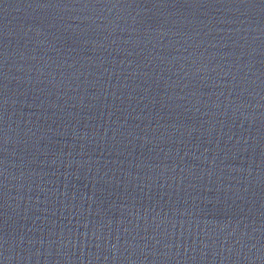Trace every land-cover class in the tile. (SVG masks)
Wrapping results in <instances>:
<instances>
[{"label":"water","instance_id":"95a60500","mask_svg":"<svg viewBox=\"0 0 264 264\" xmlns=\"http://www.w3.org/2000/svg\"><path fill=\"white\" fill-rule=\"evenodd\" d=\"M0 264H264L262 0H0Z\"/></svg>","mask_w":264,"mask_h":264},{"label":"snow or ice","instance_id":"6c2138e0","mask_svg":"<svg viewBox=\"0 0 264 264\" xmlns=\"http://www.w3.org/2000/svg\"><path fill=\"white\" fill-rule=\"evenodd\" d=\"M262 3H264V0H262Z\"/></svg>","mask_w":264,"mask_h":264}]
</instances>
